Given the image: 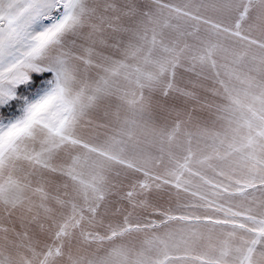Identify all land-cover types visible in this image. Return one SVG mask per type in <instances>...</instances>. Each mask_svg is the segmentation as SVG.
<instances>
[{
  "label": "snow or ice",
  "instance_id": "6c2138e0",
  "mask_svg": "<svg viewBox=\"0 0 264 264\" xmlns=\"http://www.w3.org/2000/svg\"><path fill=\"white\" fill-rule=\"evenodd\" d=\"M0 264H264V0H0Z\"/></svg>",
  "mask_w": 264,
  "mask_h": 264
}]
</instances>
